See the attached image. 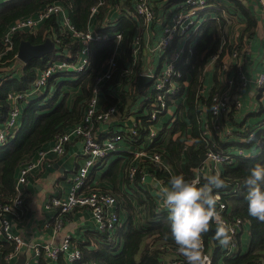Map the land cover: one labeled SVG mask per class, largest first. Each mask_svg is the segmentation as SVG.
<instances>
[{"label":"built area","instance_id":"1","mask_svg":"<svg viewBox=\"0 0 264 264\" xmlns=\"http://www.w3.org/2000/svg\"><path fill=\"white\" fill-rule=\"evenodd\" d=\"M254 1L264 13V0ZM127 2L128 0H98L96 5L92 6L90 16L96 15L101 8H105L102 28L101 30H96L87 26L84 31H76L74 29L70 22L68 9L62 3L58 1L47 2L33 14L20 17L10 23L2 35L0 47L1 60L12 52L14 48L13 36L15 33L19 31L36 33L50 16L56 19L60 31L68 35L71 42L76 44L74 60H67V51L63 50L64 58L58 57L46 60L45 67L37 71L35 78L27 90L8 93L10 108L5 122L0 126V145H3L8 142L17 127L21 104L24 101L29 100L33 95L46 91L48 82L53 76H58L59 78L67 74L68 71L80 75L85 73L91 63V42L106 41L110 38L115 40L112 55L104 62L101 71L94 78L91 97L81 121L58 135L50 147L41 149L37 153L39 160L45 157L46 152L49 151L63 155L68 142L73 139H78L82 142L81 161L71 172V175H68L69 189L64 194L49 197L45 207H53L56 210L52 218L55 232H59L62 229L66 215L73 212L76 208H88L97 224V230L107 232L109 234L108 239L115 244L114 246L120 245L122 240L120 232H118L119 229L126 227L120 217L121 205L114 193L92 185L90 182L91 172L98 166H101L110 154L118 151L119 143L124 142L136 147L134 151H131L133 154L132 160L124 167L127 178L131 183L135 182V179L143 182L146 172L141 164L147 160L162 171L169 173L166 164L162 161L164 149L161 140L163 134H161V128L157 124L160 116L167 111L170 102L175 100L179 95L185 82L182 68L191 63L190 59L193 47L198 40L199 29L204 20L211 17L209 9L213 7L211 4L212 0H181L172 4H168L169 0H129L130 6H127ZM158 8L164 12L161 16L157 13ZM220 10L224 18V23L220 27L223 37L222 41L224 38L230 39L228 54L234 63V77L227 78L224 84L225 88L219 85V88L211 93L207 99L211 113L212 130L220 135L228 136L233 133V129L225 126L222 118L233 108L239 107L240 101L235 94L230 93L226 86H233V88L238 90L240 86L242 87L246 84L247 78L242 70L244 49L239 48L234 39L228 36L232 34L236 20L231 14L225 13V10ZM113 19H118L119 22L137 20L144 24L156 22L155 24L158 23L161 26L160 34H157L156 44L153 48L159 54L156 69H138V60L140 59L139 34L133 35L130 45V59L124 63L123 67H119V56L115 47L121 39V32L117 29L119 28V24L114 25ZM46 39H50L54 44L52 54L56 56L62 55L59 37L53 33ZM218 57L219 52L212 53L209 60L211 64ZM9 59L14 60V62L3 68V74L12 71L8 74L9 76H18V72L21 71L24 63L18 59L17 53ZM226 69V61L221 60L218 77L223 76ZM140 75L149 76L150 81L149 84L137 89V81ZM116 78L127 92L133 93L135 96L139 95L141 99L140 108L145 114L138 116L133 125L126 126L120 131L110 130L104 139H100L96 132V125L107 123L118 110L115 104H109L104 109H98L99 96L103 86ZM254 83L258 89L264 87V71L256 75ZM202 90L199 87L198 93ZM143 122L146 124V127H143ZM243 133L246 135L245 140L247 142H253L252 144L256 147L257 153L264 150V132L259 133L258 131L245 130ZM200 137L204 141L205 158L195 168L196 174L192 179H202L205 177L203 176V172L207 165L206 163L212 165L231 164L238 159L254 156L245 154L241 148L237 150V153L215 150L211 140L206 135L205 129L200 131ZM146 151H149L148 154ZM35 166L36 163L30 160L20 168L15 184L17 190L15 198L9 203L0 205V233L5 241L14 243L13 251L5 256V260L8 264H12L10 260L25 246L33 251L34 255H30L29 260L24 264H36L41 253H43L48 261H55L62 254L65 260L71 263L81 256V251L73 242L71 233H66L60 243L38 242L29 244L20 235L11 232L13 218L22 212L24 205L19 191L20 186L27 181L28 173ZM154 180L159 183L158 188L160 189L166 185L163 180L155 176ZM217 192H219L217 211L220 218L227 221L229 227L232 229V240L228 246H221L218 241L215 243V240L212 242L216 246H219L222 256H234L239 254V237L245 221L239 217H231L229 215L228 204H226V201L222 197L223 194L230 195L231 193L229 191L225 193L221 191ZM156 204L160 212L163 210L168 211L163 205L160 194H157ZM156 239L157 236H153L148 239V243L151 248L163 251L164 256L162 257L161 264L186 263L183 255L177 251V246L159 243L156 242ZM202 240L204 243L203 251L207 256L205 264H213V247L208 248L203 237Z\"/></svg>","mask_w":264,"mask_h":264},{"label":"trees","instance_id":"2","mask_svg":"<svg viewBox=\"0 0 264 264\" xmlns=\"http://www.w3.org/2000/svg\"><path fill=\"white\" fill-rule=\"evenodd\" d=\"M51 1H58L67 7L70 22L76 31H84L87 28L91 8L98 2V0H0V47L2 35L10 23L20 17L33 14L42 5ZM233 1L243 6L240 0ZM168 4H172V2L169 1ZM100 10L97 13V19L101 22L105 16V8H101ZM243 12L247 19L243 35L250 37L257 26V19L246 8H243ZM117 29L120 30L122 37L120 39L121 49L118 54V64L119 67H123L124 63L131 57L130 45L134 35V24H124ZM97 30L101 29L97 28ZM53 33L59 37L62 55L56 56L50 53L42 58L24 63L21 71H19L20 73L18 72V76H9L8 74L12 71L3 74V68L14 62V60H10L9 58L17 53L20 42L29 41L31 44L42 43ZM221 38V28L218 22L216 20L207 22L202 34L201 28L199 29L198 40L193 47L190 59L191 63L182 68L184 77L186 73L190 74L191 77L187 92V102L189 106L188 115L194 124L196 123L195 113L197 111L194 99L200 87V76L207 57L216 52L217 42ZM13 41L14 48L12 52L0 60V77L2 76L0 79V126L5 122L10 108L8 102L9 92L27 90L35 78L37 71L45 67L46 60L58 57L63 59L65 50L68 54L67 60H74L76 51V44L71 42L68 35L60 31L58 23L53 16L47 18L36 33L25 31L15 33ZM114 46L115 40L113 38L106 41L91 42V63L85 73L80 75L68 71L67 74L59 78L58 76H53L48 82L46 91L31 96L29 100L21 104L17 127L8 142L0 145V205L9 203L15 198L17 194L15 184L20 168L27 161L32 160L39 150L52 144L58 135L81 121L91 97L94 78L101 71L104 62L112 55ZM243 49L245 51L244 47ZM221 53L215 61L216 78H218V69L222 58ZM111 82H108L102 88V93L106 100L105 105L112 104L116 100L110 94L111 87L114 85ZM73 88H78L79 90L75 96L72 94L73 90H75ZM120 95L123 102L129 97L132 100L133 96H135V94L127 92L125 88H122ZM198 97L200 96L197 94ZM206 102L209 107L208 99ZM144 126L146 127V124L143 122ZM195 138L198 148H187V161L184 164L185 170L184 172L180 169L179 171L177 170V174H183L187 179L193 178L192 170L201 164L200 156L205 150L204 141L200 137V133H196ZM172 146L170 144L168 147L171 155L170 161L177 167L181 162V147L176 153ZM181 146L184 147V142H182ZM127 156L124 167L131 161V155L127 154ZM256 162L264 163V150L254 156L238 159L234 163L222 164V170L218 172L228 182V186L215 191L223 193L229 191L231 193L230 195L223 194L222 198L228 204V212L231 217H239L249 223L251 243L248 250L244 253L234 256H222L219 246L213 244V233L215 230L213 223L209 231L202 234L207 247H213V264H220V262H223V264H262L264 262V221L248 215L247 202L244 200L246 187L243 184V180L247 174L248 167ZM149 164L153 168V176L163 180L167 184L169 178L172 176L171 173L162 171L153 163ZM215 173L212 172L211 174ZM126 180H128L127 175ZM135 183H138V179H135ZM127 201L126 197H123L122 201H119V204L121 207L124 206L128 216L131 217L133 216V208ZM155 207L158 208L156 203H152L149 207L145 223L134 225L130 222L125 228L119 229L118 232H120L119 234L122 238L120 245L114 246L115 244L108 239L109 234L107 232H101L96 229V232L89 233L88 230L84 232L83 239L81 240H76L73 237V242L81 251L80 258L68 263L64 256L60 254L53 261L54 264H161L162 257L164 256L163 251L151 248L148 239L157 236L156 242L171 245H175V243L169 234L168 211L163 210L160 212ZM78 209L82 208H76L74 212ZM68 215H71V213ZM166 235L167 239L165 238ZM215 243H217L216 240ZM13 249V242L0 240V264H8L5 256L12 252ZM38 264H50V261L41 253L38 258Z\"/></svg>","mask_w":264,"mask_h":264},{"label":"crops","instance_id":"3","mask_svg":"<svg viewBox=\"0 0 264 264\" xmlns=\"http://www.w3.org/2000/svg\"><path fill=\"white\" fill-rule=\"evenodd\" d=\"M240 1L243 6L235 3L233 0H212L211 4L213 7L209 9L211 17L206 18L200 27L201 34L204 31L206 23L211 20H216L219 27H221L224 23V18L220 9H223L225 13L231 14L236 20L232 34L228 36L234 39L239 48H245L244 57L242 58V70L247 78V82L244 86H240L238 90L233 88V86H226L230 93L235 94L240 101L239 107L233 108L222 118L225 126L233 129V133L227 136L220 135L212 130L211 113L206 102L209 95L217 90L219 85L225 88L226 79L234 77V63L228 54L230 39L224 38L222 41V37L217 42L216 52H219V54L222 52L221 60L226 61L227 69L223 76L216 78L215 62L211 64L209 61L211 54L207 57L199 81L200 87L203 90L198 93L200 97L197 98L196 94L194 99L197 110L195 113L196 123L194 124L188 115L187 92L191 77L190 74L186 73L184 77L185 82L179 95L175 100L170 102L167 111L160 116L157 124L161 128V134H163L161 140L164 149L162 161L166 164L171 175L177 174V170L179 171V169L184 172V164L187 161V148H198L195 134L200 133L202 129L206 130V135L217 151L237 153V150L241 148L245 154L256 155V147L252 144L253 142L245 140L246 135L243 132L245 130L256 131V129L264 126V87L258 89L254 83L256 75L264 71V13L254 0ZM128 5L130 6L129 0L127 2ZM242 7L249 10L257 19V26L250 37L243 35L247 19ZM157 13L161 16L164 12L158 8ZM116 20L117 22H115ZM103 21L104 17L100 22L96 14L90 16L87 26L96 30L97 28L101 29ZM112 21H114V25L119 24V27L124 24H134V34L140 35L138 69H156L159 54L153 48L156 44L157 34H160L161 26L158 23L155 24L156 22L144 24L137 20L119 22L118 19H113ZM120 49L119 41L115 47L118 54ZM111 83H114V85L111 87L110 94L116 99L112 104L116 105L118 112L107 123L96 125V132L100 139H104L110 130L120 131L126 126L133 125L138 116L145 114L140 108L141 99L139 95L133 96L132 100H130V97L126 98L127 100L123 102L120 95L123 88L121 82L116 78ZM73 89L75 90H73L72 94L75 96L79 90L78 88ZM105 103V97L101 92L98 109H104L109 105H105ZM258 132L262 133L264 129H260ZM182 142H184V147L181 146ZM170 144L173 145L172 147L176 153L181 147V162L177 167L170 161L171 155L168 149ZM50 146L51 144L48 147ZM135 149L136 147L130 144L119 143L118 151L110 154L101 166L92 170L90 175L92 185L111 191L118 197L120 202L123 197H126L127 202L133 208V216L129 217L124 206H120V217L125 225H128L130 222L134 225L146 222L149 207L152 203L155 204L157 202V194H159L158 190L160 189L158 188L159 183L154 180L152 174L153 168L148 160L141 164L146 172L143 182L131 183V181L126 180L124 170L125 160L128 157L127 154L131 155L132 160L133 154L131 151ZM81 151L82 142L78 139H73L68 142L63 155L49 151L46 152L45 157L41 160H39L38 154L32 159L36 163V166L28 173L27 181L20 186L19 191L24 205L22 212L13 218L11 225V232L13 234L20 235L29 244L38 242L55 244L60 243L66 233H71L76 240H81L85 231L89 230V233L96 232L97 224L88 208L78 209L75 212L73 211V213L71 212V215H66L62 229L59 232H55L52 218L56 210L53 207H45L49 197L64 194L69 189L68 175H71V172L80 163ZM148 152L146 151L147 154ZM203 155L204 153L201 154L200 159ZM206 164L203 176L209 175L212 172L218 173L222 170V164ZM192 173L193 176L196 174L195 168H193ZM155 209L158 208L155 207ZM0 240L5 241L1 233ZM239 240L238 247L239 254H241L248 250L251 243L249 223L246 221L241 230ZM30 255L33 256L34 252L23 246L10 262L12 264L16 262L24 264L29 260ZM36 264H38V259ZM50 264H54V262L50 261ZM220 264H223V262H220Z\"/></svg>","mask_w":264,"mask_h":264},{"label":"clouds","instance_id":"4","mask_svg":"<svg viewBox=\"0 0 264 264\" xmlns=\"http://www.w3.org/2000/svg\"><path fill=\"white\" fill-rule=\"evenodd\" d=\"M243 184L248 215L264 221V163L249 166ZM227 186L228 182L218 173L206 175L203 180L175 174L159 190L163 205L168 209L169 234L186 264H205L207 256L203 251L202 234L207 233L213 223L216 225L213 239L221 246L230 244L232 229L220 218L219 192L215 191Z\"/></svg>","mask_w":264,"mask_h":264},{"label":"water","instance_id":"5","mask_svg":"<svg viewBox=\"0 0 264 264\" xmlns=\"http://www.w3.org/2000/svg\"><path fill=\"white\" fill-rule=\"evenodd\" d=\"M171 2H178L181 0H169ZM54 50V44L50 39H46L42 43L31 44L29 41H22L17 48V57L23 63H27L33 59L42 58L43 56L52 53ZM150 77L145 75H140L137 81V88L140 89L145 84L149 83ZM204 155L201 160H204ZM14 264H21L16 262Z\"/></svg>","mask_w":264,"mask_h":264},{"label":"rangeland","instance_id":"6","mask_svg":"<svg viewBox=\"0 0 264 264\" xmlns=\"http://www.w3.org/2000/svg\"><path fill=\"white\" fill-rule=\"evenodd\" d=\"M195 42V41H194ZM194 42H193V44H194ZM61 89H62V87H61ZM260 129H264V126L263 127H261ZM260 129H256V131H258V130H260ZM257 153V152H256Z\"/></svg>","mask_w":264,"mask_h":264},{"label":"bare ground","instance_id":"7","mask_svg":"<svg viewBox=\"0 0 264 264\" xmlns=\"http://www.w3.org/2000/svg\"><path fill=\"white\" fill-rule=\"evenodd\" d=\"M170 2H171V1H170ZM172 3H173V2H172ZM147 84H149V83H147ZM147 84H145V85H147ZM145 85H144V86H145ZM142 87H143V86H142ZM142 87H141V88H142Z\"/></svg>","mask_w":264,"mask_h":264}]
</instances>
